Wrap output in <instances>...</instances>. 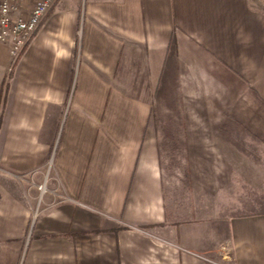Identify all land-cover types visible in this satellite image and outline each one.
Returning a JSON list of instances; mask_svg holds the SVG:
<instances>
[{
	"label": "crops",
	"instance_id": "0c3cea01",
	"mask_svg": "<svg viewBox=\"0 0 264 264\" xmlns=\"http://www.w3.org/2000/svg\"><path fill=\"white\" fill-rule=\"evenodd\" d=\"M242 83L264 102L253 0H87L53 8L17 58L0 44V264H264V212L172 196L146 98L183 111Z\"/></svg>",
	"mask_w": 264,
	"mask_h": 264
},
{
	"label": "rangeland",
	"instance_id": "374dc122",
	"mask_svg": "<svg viewBox=\"0 0 264 264\" xmlns=\"http://www.w3.org/2000/svg\"><path fill=\"white\" fill-rule=\"evenodd\" d=\"M86 1L55 0L47 14L55 7L83 9ZM253 1L264 12V0ZM148 80L151 85L155 83L154 79ZM231 91L228 96L216 97L212 105L193 107L188 103L208 97H184L183 111L171 102L160 119L153 121L162 167L167 169L165 184L174 191L172 196L179 198L178 194L184 192L186 206L213 211L218 218L264 212V109L251 95L253 89L243 83ZM146 98L154 101L155 97ZM209 107L214 110H207ZM183 121L200 126L183 128L179 126ZM240 141L243 150L234 145ZM188 182L191 202L186 197Z\"/></svg>",
	"mask_w": 264,
	"mask_h": 264
},
{
	"label": "built area",
	"instance_id": "2783aa9c",
	"mask_svg": "<svg viewBox=\"0 0 264 264\" xmlns=\"http://www.w3.org/2000/svg\"><path fill=\"white\" fill-rule=\"evenodd\" d=\"M55 0H0V44L17 58L30 42ZM42 193L44 185L39 186Z\"/></svg>",
	"mask_w": 264,
	"mask_h": 264
},
{
	"label": "trees",
	"instance_id": "16d2710c",
	"mask_svg": "<svg viewBox=\"0 0 264 264\" xmlns=\"http://www.w3.org/2000/svg\"><path fill=\"white\" fill-rule=\"evenodd\" d=\"M164 95L165 94H164L163 90H157L156 94H155V104L153 103V105H154V109L156 110V115L159 117L164 114V112L162 113V111H161L162 106H160V103H159L160 100L159 99H161V101L163 100L162 102H164V100L170 98V96H164ZM251 95H253L255 97L258 104L264 109V104L259 99L256 98L255 94H251ZM228 130H230V129H228ZM240 144H241V141L235 143L234 145L240 149ZM240 150H243V149H240ZM161 166H163L162 162H161Z\"/></svg>",
	"mask_w": 264,
	"mask_h": 264
}]
</instances>
